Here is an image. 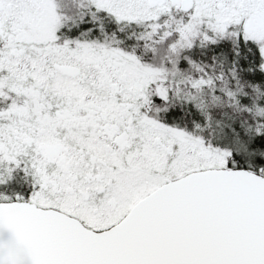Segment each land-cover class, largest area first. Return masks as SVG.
Listing matches in <instances>:
<instances>
[{
	"label": "snow or ice",
	"instance_id": "obj_1",
	"mask_svg": "<svg viewBox=\"0 0 264 264\" xmlns=\"http://www.w3.org/2000/svg\"><path fill=\"white\" fill-rule=\"evenodd\" d=\"M0 264H264V0H0Z\"/></svg>",
	"mask_w": 264,
	"mask_h": 264
}]
</instances>
